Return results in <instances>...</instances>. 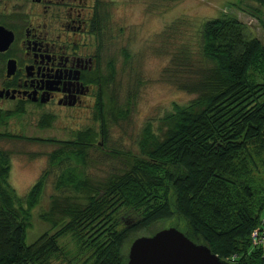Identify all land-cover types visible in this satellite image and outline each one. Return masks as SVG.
<instances>
[{"label": "trees", "instance_id": "1", "mask_svg": "<svg viewBox=\"0 0 264 264\" xmlns=\"http://www.w3.org/2000/svg\"><path fill=\"white\" fill-rule=\"evenodd\" d=\"M251 1L264 6V0ZM189 22H181L192 33L174 59L184 71L197 61L193 78L181 84L195 97L174 105L163 119L162 137L147 126L140 152L121 172L93 184L64 171L58 187L80 199H62V210L53 198L42 217L60 209L68 219L59 230L28 242L25 215L39 204L46 175L22 198L7 180L9 159L0 154V264L76 263L84 251L91 253L89 264H124L132 233L149 236L167 227L223 261L264 264V246L252 242L253 231L264 228V44L235 14ZM113 64L109 77L101 76L100 130L60 142L56 165L68 153L84 160L99 137L106 140L103 91L113 80ZM67 182L76 184L69 189ZM69 233L78 237L76 253L59 242Z\"/></svg>", "mask_w": 264, "mask_h": 264}, {"label": "rangeland", "instance_id": "2", "mask_svg": "<svg viewBox=\"0 0 264 264\" xmlns=\"http://www.w3.org/2000/svg\"><path fill=\"white\" fill-rule=\"evenodd\" d=\"M221 14H235L264 44V6L251 0H102L105 76L109 77L111 72L108 64L114 63L110 76L113 80L103 91L106 140L99 144V137L98 146L87 150L84 160L71 153L61 157L64 161L58 165L52 160L64 148L60 142L74 141L79 131L100 130L101 122L95 115L97 106L76 117L58 112L52 122L35 117L0 124V154L9 159L7 180L15 192L22 198L28 197L32 187L46 175L39 204L25 215L29 243L45 233H54L67 221L60 209L51 213L48 220L42 217L49 211L53 198L60 199L56 208L61 206L62 210V199H80L73 197L71 190L65 192L58 187L59 180H64L60 179L64 171L67 175L74 172L79 181L103 182L125 169L131 155L140 152L148 125L162 137L166 127L163 119L173 112L174 105L188 104L195 97L181 84H188L193 78V72L199 68L197 61L190 62V71H184L174 59L192 33L181 22L185 19L199 24ZM21 126L23 130L17 132L16 127ZM67 183L69 189L76 184ZM145 235L143 231L132 233L125 251L129 253L132 242ZM59 242L76 253V234H66ZM89 256L90 251H84L79 261L69 264H89Z\"/></svg>", "mask_w": 264, "mask_h": 264}, {"label": "flooded vegetation", "instance_id": "3", "mask_svg": "<svg viewBox=\"0 0 264 264\" xmlns=\"http://www.w3.org/2000/svg\"><path fill=\"white\" fill-rule=\"evenodd\" d=\"M101 7L102 0H0V124L76 117L98 105Z\"/></svg>", "mask_w": 264, "mask_h": 264}, {"label": "water", "instance_id": "4", "mask_svg": "<svg viewBox=\"0 0 264 264\" xmlns=\"http://www.w3.org/2000/svg\"><path fill=\"white\" fill-rule=\"evenodd\" d=\"M124 264H231L175 227L135 239Z\"/></svg>", "mask_w": 264, "mask_h": 264}, {"label": "built area", "instance_id": "5", "mask_svg": "<svg viewBox=\"0 0 264 264\" xmlns=\"http://www.w3.org/2000/svg\"><path fill=\"white\" fill-rule=\"evenodd\" d=\"M252 242L254 246H264V228L253 231Z\"/></svg>", "mask_w": 264, "mask_h": 264}, {"label": "bare ground", "instance_id": "6", "mask_svg": "<svg viewBox=\"0 0 264 264\" xmlns=\"http://www.w3.org/2000/svg\"><path fill=\"white\" fill-rule=\"evenodd\" d=\"M263 228V227H262Z\"/></svg>", "mask_w": 264, "mask_h": 264}]
</instances>
